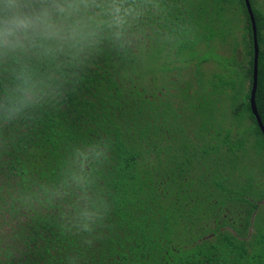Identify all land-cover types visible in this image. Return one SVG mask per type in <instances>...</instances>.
Returning <instances> with one entry per match:
<instances>
[{
	"label": "trees",
	"instance_id": "16d2710c",
	"mask_svg": "<svg viewBox=\"0 0 264 264\" xmlns=\"http://www.w3.org/2000/svg\"><path fill=\"white\" fill-rule=\"evenodd\" d=\"M250 3L264 124V9ZM159 4L134 26L135 46L117 55L106 42L75 93L9 134L20 185L44 196L33 212L37 264H264V134L251 108L245 0ZM106 151L103 226L62 232L60 213L78 191L70 176L85 155L90 172Z\"/></svg>",
	"mask_w": 264,
	"mask_h": 264
},
{
	"label": "clouds",
	"instance_id": "9594fccd",
	"mask_svg": "<svg viewBox=\"0 0 264 264\" xmlns=\"http://www.w3.org/2000/svg\"><path fill=\"white\" fill-rule=\"evenodd\" d=\"M159 7V0H0V129L23 130L61 106L77 91L101 46L110 43L117 55L135 46L141 37L134 26ZM14 135L0 136V146L6 148ZM104 146L110 149L108 142ZM96 155L104 156L98 166L88 172L85 155L79 173L70 176L78 191L60 213L62 232L91 236L110 212L97 182L109 151Z\"/></svg>",
	"mask_w": 264,
	"mask_h": 264
},
{
	"label": "rangeland",
	"instance_id": "374dc122",
	"mask_svg": "<svg viewBox=\"0 0 264 264\" xmlns=\"http://www.w3.org/2000/svg\"><path fill=\"white\" fill-rule=\"evenodd\" d=\"M253 4L256 9H264L262 0H253ZM240 9L238 5L236 17ZM200 52L207 54L204 49ZM9 134L0 129V136L9 138ZM9 147L10 139L6 148L0 146V260L9 264H37L39 255L33 250L35 242L40 239L35 236L33 212L42 209L44 196L32 182H26L30 189L20 185L21 180L12 169L13 156L9 155ZM258 178L264 181V174L258 175Z\"/></svg>",
	"mask_w": 264,
	"mask_h": 264
},
{
	"label": "water",
	"instance_id": "95a60500",
	"mask_svg": "<svg viewBox=\"0 0 264 264\" xmlns=\"http://www.w3.org/2000/svg\"><path fill=\"white\" fill-rule=\"evenodd\" d=\"M246 7L248 9V13L251 18V22L253 25V31H254V48H255V66H254V76H253V85H252V96H251V108L253 111V114L255 115L259 126L261 127V131L264 134V124L261 119V116L259 114V110L257 107V102H256V94H257V89H258V78H259V72H258V55H259V45L257 42V28H256V22L252 10V6L250 3V0H245Z\"/></svg>",
	"mask_w": 264,
	"mask_h": 264
}]
</instances>
